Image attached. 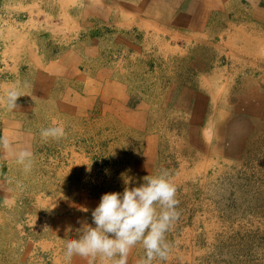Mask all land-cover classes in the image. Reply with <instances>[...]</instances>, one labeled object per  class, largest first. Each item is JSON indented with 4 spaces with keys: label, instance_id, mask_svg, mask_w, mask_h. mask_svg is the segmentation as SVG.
Returning a JSON list of instances; mask_svg holds the SVG:
<instances>
[{
    "label": "rangeland",
    "instance_id": "rangeland-1",
    "mask_svg": "<svg viewBox=\"0 0 264 264\" xmlns=\"http://www.w3.org/2000/svg\"><path fill=\"white\" fill-rule=\"evenodd\" d=\"M77 4L0 0V99L16 82L22 94L16 120L0 103V136L34 154L25 174L0 148V264H100L99 258H67L66 240L92 223L103 193L123 190L124 176L138 186L161 170L176 187L178 218L166 233L167 259L152 264H264V120L239 125L235 136L243 141L234 157L214 148L217 156L201 157L191 142L208 146L201 136L207 138L210 117L179 114L169 96L184 79L186 64L165 61L167 53L152 52L149 40L145 53H121L127 45L105 33L103 9L89 0ZM126 35L128 48L143 42ZM94 38L107 43L98 42L90 64H75L69 51L82 43L88 48ZM18 42L28 54L14 52ZM24 56L28 75L23 68L16 77ZM63 57L73 63L71 73L55 70L59 77L52 76L50 89L36 91L40 69ZM57 124L64 126V137L40 138L42 128ZM144 255L137 244L128 264Z\"/></svg>",
    "mask_w": 264,
    "mask_h": 264
},
{
    "label": "crops",
    "instance_id": "crops-1",
    "mask_svg": "<svg viewBox=\"0 0 264 264\" xmlns=\"http://www.w3.org/2000/svg\"><path fill=\"white\" fill-rule=\"evenodd\" d=\"M65 2L78 5V0ZM89 4L103 9L106 22L103 26L105 33L112 32L109 33L111 41L127 45L121 53L131 50L145 53L149 40L153 43L152 52L167 53L165 61L186 64L184 79H178L169 91L171 100L169 96L167 100L174 99V109L179 114L210 117V123L205 125L207 138L201 136V142L209 141L208 146L191 142V148L200 149L201 157L206 160L217 156L216 150L223 156L234 157L243 141L239 135L235 136L240 132L239 125L264 120V0H89ZM78 20H82V16L76 18ZM126 34L142 37V44L128 48L131 43L125 40ZM98 42L106 44L107 40L94 38L88 48L83 43L79 49L72 48L69 52L76 54L75 64L85 60L90 64L98 51ZM14 52L28 54V47L18 42ZM26 60L22 66L15 67L16 77H20L19 70L23 68L28 75ZM48 64L38 73L40 86L35 90L40 93L50 89L49 82L56 80L52 76L59 77L56 71L67 74L71 73L70 67L73 68L70 65L73 63L64 57ZM82 88L85 90L84 86ZM89 93H92L90 89ZM17 107L12 111L16 114L14 120ZM23 108L25 112L28 105ZM211 148L213 153L209 155Z\"/></svg>",
    "mask_w": 264,
    "mask_h": 264
},
{
    "label": "clouds",
    "instance_id": "clouds-1",
    "mask_svg": "<svg viewBox=\"0 0 264 264\" xmlns=\"http://www.w3.org/2000/svg\"><path fill=\"white\" fill-rule=\"evenodd\" d=\"M20 88H8L0 99L7 110L17 107ZM62 124L42 128L40 138L59 139L65 136ZM0 148L4 149L25 174L30 173L34 154L29 147L17 148L6 137L0 136ZM122 191L103 193L99 203L91 211L92 223H83L75 238L65 242V255L96 259L100 264H128L130 250L140 244L144 258L138 264H152L156 258L166 260L170 244L166 233L178 218L176 187L166 170L146 175L137 186L132 177L124 176ZM129 185H132L131 187Z\"/></svg>",
    "mask_w": 264,
    "mask_h": 264
}]
</instances>
